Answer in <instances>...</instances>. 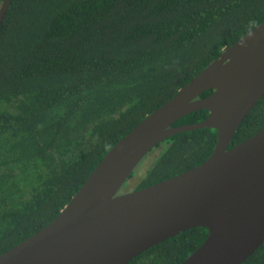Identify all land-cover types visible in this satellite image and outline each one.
Instances as JSON below:
<instances>
[{
  "label": "trees",
  "instance_id": "1",
  "mask_svg": "<svg viewBox=\"0 0 264 264\" xmlns=\"http://www.w3.org/2000/svg\"><path fill=\"white\" fill-rule=\"evenodd\" d=\"M263 22L264 0H12L0 25V255L50 223L119 139ZM263 128L264 95L229 148ZM215 142L213 129L169 137L125 193L198 166ZM207 235L186 230L127 264H180ZM241 264H264V242Z\"/></svg>",
  "mask_w": 264,
  "mask_h": 264
},
{
  "label": "water",
  "instance_id": "2",
  "mask_svg": "<svg viewBox=\"0 0 264 264\" xmlns=\"http://www.w3.org/2000/svg\"><path fill=\"white\" fill-rule=\"evenodd\" d=\"M12 0L0 6V25ZM211 90V94L198 98ZM264 95V22L224 49L119 139L57 216L0 255V264H127L193 228L208 235L180 264H241L264 242V128L229 148ZM206 110L205 120L172 126ZM216 131L209 157L179 175L118 194L139 162L169 137Z\"/></svg>",
  "mask_w": 264,
  "mask_h": 264
},
{
  "label": "rangeland",
  "instance_id": "3",
  "mask_svg": "<svg viewBox=\"0 0 264 264\" xmlns=\"http://www.w3.org/2000/svg\"><path fill=\"white\" fill-rule=\"evenodd\" d=\"M155 151V150H154ZM154 151H152V152H150V153H148L140 162H139V164L135 167V169L133 170V172L134 171H136L137 169H139V168H142L144 165H146V163H147V160L149 159V158H152L153 156L152 155H154ZM128 183H129V180H126V182L122 185V187L120 188V190H119V194H122V193H125L126 192V190H128L129 189V185H128Z\"/></svg>",
  "mask_w": 264,
  "mask_h": 264
}]
</instances>
